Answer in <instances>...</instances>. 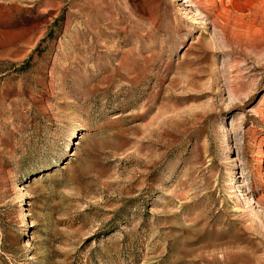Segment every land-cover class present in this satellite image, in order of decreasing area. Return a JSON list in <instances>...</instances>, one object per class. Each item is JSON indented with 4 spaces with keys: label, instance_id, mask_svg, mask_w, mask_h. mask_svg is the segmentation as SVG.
Segmentation results:
<instances>
[{
    "label": "rangeland",
    "instance_id": "rangeland-1",
    "mask_svg": "<svg viewBox=\"0 0 264 264\" xmlns=\"http://www.w3.org/2000/svg\"><path fill=\"white\" fill-rule=\"evenodd\" d=\"M0 264H264V0H0Z\"/></svg>",
    "mask_w": 264,
    "mask_h": 264
}]
</instances>
